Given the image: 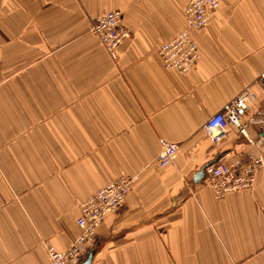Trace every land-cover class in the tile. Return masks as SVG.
Wrapping results in <instances>:
<instances>
[{
  "label": "crops",
  "instance_id": "crops-1",
  "mask_svg": "<svg viewBox=\"0 0 264 264\" xmlns=\"http://www.w3.org/2000/svg\"><path fill=\"white\" fill-rule=\"evenodd\" d=\"M219 1L182 76L156 50L189 0H0V264H49L44 243L79 235L77 202L121 175L137 180L80 263L264 264V167L222 199L193 180L254 151L234 127L211 143L209 117L246 87L264 111V0ZM115 10L131 35L111 58L89 28ZM159 139L178 145L161 169Z\"/></svg>",
  "mask_w": 264,
  "mask_h": 264
},
{
  "label": "built area",
  "instance_id": "built-area-1",
  "mask_svg": "<svg viewBox=\"0 0 264 264\" xmlns=\"http://www.w3.org/2000/svg\"><path fill=\"white\" fill-rule=\"evenodd\" d=\"M219 7V0H189L184 10L185 28L157 47L156 54L164 70L187 76L196 69L200 55L191 33L207 28ZM89 32L98 39L111 58H115L117 48L131 35L123 24V14L119 10L95 18ZM257 84L264 91V71L259 74ZM229 127L236 128L254 151L245 161L228 162L224 157H220L205 166L202 184L210 189L215 199H222L233 192L253 189L257 170L264 167V139H255L248 133L251 127L264 132V111L256 105V95L249 87L244 88L234 100L225 104L221 111L209 117L204 131L210 142L216 145ZM158 144L155 167L161 169L172 165L178 145L164 139H159ZM136 180V175H121L89 198L79 200V216L76 219L79 235L62 252L44 243L49 264H79L93 244L98 228L105 218L122 210L126 196Z\"/></svg>",
  "mask_w": 264,
  "mask_h": 264
},
{
  "label": "water",
  "instance_id": "water-1",
  "mask_svg": "<svg viewBox=\"0 0 264 264\" xmlns=\"http://www.w3.org/2000/svg\"><path fill=\"white\" fill-rule=\"evenodd\" d=\"M204 168L205 167H202L198 172L195 173L194 175V182L197 184V183H200L201 180L203 179V176H204ZM91 260H92V256L91 255H88L86 257V259L82 262V263H79V264H90L91 263Z\"/></svg>",
  "mask_w": 264,
  "mask_h": 264
}]
</instances>
